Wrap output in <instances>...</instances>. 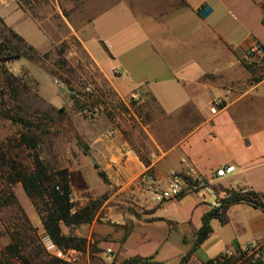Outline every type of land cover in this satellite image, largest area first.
<instances>
[{"label":"crops","instance_id":"1","mask_svg":"<svg viewBox=\"0 0 264 264\" xmlns=\"http://www.w3.org/2000/svg\"><path fill=\"white\" fill-rule=\"evenodd\" d=\"M131 1L135 4L140 0ZM180 1V4L172 1L162 5L153 0V9L145 11L146 24L162 29L165 38L152 45L151 51H137L136 43L130 45V65L142 69V78L135 86L127 88L124 84L127 71L123 67L114 66L107 70L96 59L106 79L124 101L139 91L143 94L140 100L143 107L153 108L151 119H179L176 142L164 148L163 143L159 145L151 136L160 153L147 166L129 145L121 119L77 123L80 138L88 147L87 154L83 152L87 160L76 162L77 170L84 171L92 166L104 172L109 182L104 181L102 192L105 193L100 196V209L94 220L72 231L85 238L87 246L91 242L98 244V253L102 256L105 243L117 244L116 248L109 246L115 251L117 262L141 257L167 264L173 252V259L180 263L193 248V237L202 228L205 214L212 209L211 201L201 193L188 194L162 205L155 204L137 183L148 168L155 172L163 187L169 184L172 171H193L212 185L222 186V192L246 188L264 194V80L249 84L251 73L246 66V63L261 61L259 55L252 62L246 57L253 45L264 47V40L247 28L241 34L227 31L221 25V18L215 13L211 0H199L196 4L192 0ZM263 2H259V23L264 27ZM204 3L211 11L203 19L198 10ZM140 22L142 24L143 20ZM99 41L106 45L104 40ZM83 43L87 46L86 40ZM187 45H191V50L186 51ZM202 54L218 63L217 67L202 70L193 81L187 79L186 73L197 67L195 60ZM112 58L116 59V56L112 54ZM147 59L155 63L148 64ZM116 69L121 73L116 75ZM167 84L180 87L179 91H174L170 103L160 91ZM227 95L233 101L226 103L217 114H212L214 101ZM231 116L237 118L232 119L231 127L222 126L225 121L230 123L225 118ZM110 130L114 132L113 136H105ZM200 137L211 145L218 144L219 159H209L207 164H202L194 156L196 140ZM123 153L126 158L121 161ZM226 166H234L235 171L225 177H216L217 170ZM97 196L99 194L84 179V190L75 195L73 202L83 207ZM211 227L212 234L188 264H202L222 254H235L250 245L264 244V211L248 204L232 206L228 210V223L213 219ZM63 231L70 233L65 226ZM172 236H176L175 243L171 241ZM165 248V257L162 258Z\"/></svg>","mask_w":264,"mask_h":264},{"label":"rangeland","instance_id":"2","mask_svg":"<svg viewBox=\"0 0 264 264\" xmlns=\"http://www.w3.org/2000/svg\"><path fill=\"white\" fill-rule=\"evenodd\" d=\"M151 1L153 0H140L134 4L131 0H0V17L21 34L38 53L33 59L23 58L7 66L9 73L19 78L13 88L6 83V74L0 68V259L5 248L11 243L13 230L17 225H25V217L32 227L37 229L38 244L42 246L44 255L53 257L41 241L45 231L33 201L27 196L21 183L10 185L8 182L12 161L29 170L34 167L33 151L19 145L21 134L26 132L27 128L11 120V117L22 116L34 123H44L48 132L33 129V134L40 143L38 152L43 161L51 170L69 171L73 198L83 192L84 179H87L99 194L89 202L98 201L100 204V196L105 193L102 192L105 182L100 177L99 170L92 166L84 171L77 170L76 162L87 160L83 157L85 151L82 147L86 146V142L80 138L77 123L121 119L129 145L144 163L159 155L158 144L163 143L164 148H167L176 142L179 119H151L152 107L147 109L140 101L130 100L132 95L139 91H135L124 101L114 91L96 61L97 59L107 70H112L114 66L123 67L127 71L124 84L127 88L135 86L142 78V69L130 65V45L136 43L137 51L146 52L151 51L152 45L165 38L162 29H154L146 24V17H143L145 11L153 9ZM155 1L162 5L172 1L181 3L180 0ZM198 1L192 0V3L196 4ZM259 2L260 0H211V5L221 18V25L230 33H245L247 28L264 40V27L259 23ZM130 3L134 6L133 10ZM107 9L110 10L103 13ZM138 18L140 20H137ZM243 23L246 25L242 26ZM84 40L89 50L84 45ZM99 40H104L110 50ZM189 50L191 45L186 46V51ZM111 53L116 59L112 58ZM195 61L197 67L186 73V78L192 81L202 70L218 65L203 54ZM146 63L155 62L147 59ZM255 63L257 76L264 73V63ZM114 73L118 75L121 71L116 69ZM251 80L250 74L248 82L254 84ZM56 81L59 84H56ZM179 90L177 84H167L160 88L168 103L172 102L174 91ZM76 99L84 108L75 106ZM219 99L225 103L233 101L228 95ZM50 100L59 103L53 104ZM148 103L151 106L150 102ZM94 110L98 111V115L90 118L88 113ZM211 112L214 114L212 108ZM42 115H47V118L41 117ZM225 119L230 123L226 124L225 121L221 125L230 128L232 119L237 118L231 116ZM151 136H154L158 144ZM219 149L218 144L211 145L200 137L196 140L193 154L202 164H207L209 159H219ZM213 187L222 192V186L213 184ZM262 187L264 188V182ZM10 193L14 194L18 206L1 205ZM200 193L207 196L205 191ZM207 199L210 201L208 196ZM99 209L100 206L97 213ZM175 238L176 236L171 237L172 243H175ZM109 246L116 248L117 244L105 243L104 249ZM94 247L97 249L98 244ZM94 247L91 248L93 254L99 250L98 248L97 251H92ZM166 250L167 248L162 258L165 257ZM173 256L171 252L167 264H179ZM92 261L104 264L96 255L92 257Z\"/></svg>","mask_w":264,"mask_h":264},{"label":"trees","instance_id":"3","mask_svg":"<svg viewBox=\"0 0 264 264\" xmlns=\"http://www.w3.org/2000/svg\"><path fill=\"white\" fill-rule=\"evenodd\" d=\"M264 8V2H263ZM210 7L204 4L198 14L201 18L208 17ZM264 23V20H263ZM264 51V47H262ZM37 50L29 44L26 39L7 25L5 20L0 17V68L6 74V83L10 87H15L18 77H15L8 71V65L23 58L33 59L37 56ZM264 61V59H263ZM249 72L252 75V82L259 83L264 80V73L257 76L258 70L254 64L246 63ZM75 106L84 108L78 99L75 100ZM41 117L47 118V115ZM16 123L23 125L27 131L21 134L19 145L25 146L33 151V169L29 170L16 161L10 164V173L8 182L10 185L21 183L27 196L33 201V204L41 217L44 231L51 237L54 243L61 249H77L85 251L87 249V240L74 235L73 229L91 223L100 206L98 201H91L83 207H78L73 202V191L69 171L67 169L51 170L43 161L38 152L39 140L33 134V129L40 132H48L45 124L34 123L24 119L22 116L11 117ZM82 144V143H81ZM84 145V144H83ZM84 153L87 154V145L82 146ZM147 166L150 162H145ZM100 177L109 182L107 175L99 171ZM226 194L222 198V205L218 209L212 208L203 218V226L193 237V248L185 255L179 264H188L192 256L197 252L205 240L209 238L213 230L211 221L219 219L222 224L228 223V210L237 204H248L264 211V194L250 191L241 193L234 189H225ZM184 197L179 196L177 199ZM1 205L12 206L18 203L13 193H10L3 199ZM25 225H17L11 234V243L5 248L0 259V264H63L60 260L44 255L42 246L38 244L36 236L37 229L33 228L30 221L25 217ZM63 226L70 229V233L63 231ZM44 250V248H43ZM95 247L92 251H97ZM45 251V250H44ZM254 255H248L244 250H238L235 254L228 253L208 260L202 264H264L263 261H253ZM113 264H164L156 261L154 258L134 257L122 262L115 261Z\"/></svg>","mask_w":264,"mask_h":264},{"label":"built area","instance_id":"4","mask_svg":"<svg viewBox=\"0 0 264 264\" xmlns=\"http://www.w3.org/2000/svg\"><path fill=\"white\" fill-rule=\"evenodd\" d=\"M259 55L261 62L264 63V51L261 48V45H253L246 57V59L252 62L253 58ZM56 84H59L56 81ZM142 98V93L136 92L132 95V101H140ZM226 106V103L217 99L214 101L212 106V111L214 114H217ZM98 115V111H90L88 116L94 118ZM113 131H107V137L113 136ZM126 154H122L121 161H124ZM113 163H116V160H112ZM235 171L234 166H226L224 168L218 169L216 172V177L221 178L225 177L228 174H231ZM139 187L148 194V197L157 205H162L168 201L177 199L181 195L195 194L205 191L207 196L210 198L211 206L214 209H218L222 205V192L215 190L213 185L205 178L199 177L193 171L179 172L172 171L170 174V182L166 187L162 186L161 181L157 178L155 172L148 168L144 173H142L137 179ZM237 191L241 193L250 192L249 189L239 188ZM43 246L46 251L52 255L54 258L60 260L63 264H97L92 261L94 255L101 258V262L104 264H113L115 262V251L108 247L103 250V256L98 252L93 254L91 248L95 245V242H91L85 251L77 249H61L59 248L49 235H45L41 239ZM248 255H254V262L259 260L264 262V244H255L248 246L245 250ZM101 253V254H102ZM229 254V253H228ZM232 255V254H229Z\"/></svg>","mask_w":264,"mask_h":264}]
</instances>
